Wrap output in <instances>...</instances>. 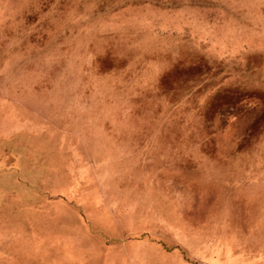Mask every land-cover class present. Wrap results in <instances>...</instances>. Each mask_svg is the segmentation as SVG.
Wrapping results in <instances>:
<instances>
[{
    "label": "rangeland",
    "instance_id": "1",
    "mask_svg": "<svg viewBox=\"0 0 264 264\" xmlns=\"http://www.w3.org/2000/svg\"><path fill=\"white\" fill-rule=\"evenodd\" d=\"M0 264H264V0H0Z\"/></svg>",
    "mask_w": 264,
    "mask_h": 264
}]
</instances>
